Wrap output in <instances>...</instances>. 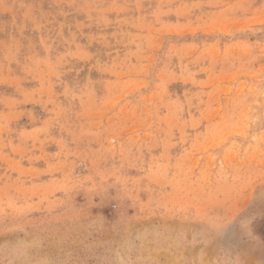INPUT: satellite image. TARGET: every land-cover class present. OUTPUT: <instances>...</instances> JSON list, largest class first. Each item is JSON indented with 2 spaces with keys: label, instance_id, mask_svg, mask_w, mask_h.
<instances>
[{
  "label": "rangeland",
  "instance_id": "obj_1",
  "mask_svg": "<svg viewBox=\"0 0 264 264\" xmlns=\"http://www.w3.org/2000/svg\"><path fill=\"white\" fill-rule=\"evenodd\" d=\"M0 264H264V0H0Z\"/></svg>",
  "mask_w": 264,
  "mask_h": 264
}]
</instances>
